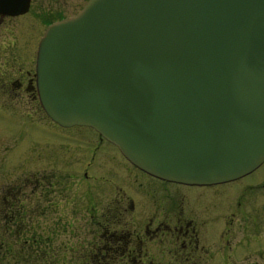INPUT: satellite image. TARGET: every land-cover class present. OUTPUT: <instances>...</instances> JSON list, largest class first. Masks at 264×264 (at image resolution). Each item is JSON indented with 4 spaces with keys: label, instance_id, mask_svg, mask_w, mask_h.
<instances>
[{
    "label": "water",
    "instance_id": "1",
    "mask_svg": "<svg viewBox=\"0 0 264 264\" xmlns=\"http://www.w3.org/2000/svg\"><path fill=\"white\" fill-rule=\"evenodd\" d=\"M35 81L53 121L156 177L217 183L264 162V0H87L46 26Z\"/></svg>",
    "mask_w": 264,
    "mask_h": 264
},
{
    "label": "rangeland",
    "instance_id": "2",
    "mask_svg": "<svg viewBox=\"0 0 264 264\" xmlns=\"http://www.w3.org/2000/svg\"><path fill=\"white\" fill-rule=\"evenodd\" d=\"M80 3L81 0H77L74 6ZM72 9L75 8L69 10ZM26 29L24 27L18 31L15 27L12 29L14 34L10 33L0 40V81L3 83L7 84L9 78L19 71L25 73L29 69L31 75L35 69L39 36L26 39L22 34ZM7 87L0 84V264L22 260L18 255L10 257V244L18 248V242L13 241L15 237L11 239L13 235L10 234V229L14 228L13 221L23 230L42 232L56 249H75L74 255L65 251L67 255L61 258L69 263H78L83 257L81 253L92 244L96 229L101 226H96L94 222L103 217L114 218L110 215H93L92 206L100 209L111 205L117 196V187L128 191L135 171L129 167L118 168L119 163L109 167L114 160V152L111 151L100 153L94 161L95 170L88 171L89 174L100 173L97 179L110 178L108 183L102 180L94 183L86 181L80 174H71L81 172L79 165H85V162H81L84 152L80 149L88 145L87 139L90 141L95 136L91 127L59 125L45 114L30 93V99H20L17 97L18 91H14L15 87ZM108 155L111 157L105 159ZM101 174L105 178H101ZM243 178L204 188L207 191L204 194L216 198L209 207L210 213L218 217L214 228L220 224L221 227L225 223L231 224L233 215L230 212L236 198L241 201L238 209L243 210L244 214L254 213V208L263 214L260 226L248 223L244 230L238 229L236 239L240 241V256H264V163ZM94 190L98 191L93 193ZM15 205L27 209L23 220H16L21 216L18 211H13ZM119 218L129 223L124 227H133V222L128 220L129 214ZM257 260L259 264H264V258L258 257Z\"/></svg>",
    "mask_w": 264,
    "mask_h": 264
},
{
    "label": "flooded vegetation",
    "instance_id": "3",
    "mask_svg": "<svg viewBox=\"0 0 264 264\" xmlns=\"http://www.w3.org/2000/svg\"><path fill=\"white\" fill-rule=\"evenodd\" d=\"M86 1L81 0L78 6H74L77 0H0V40L7 38L10 33L14 34L12 29L15 27L18 31L27 27L28 30L22 33L26 39L36 35L40 38L49 23L75 14ZM22 4H25V10L12 12ZM72 7L75 9L70 11ZM7 8L10 12L6 11ZM39 25L42 26L37 27ZM28 70L13 75L7 84L3 81H0V84L5 88L9 85L15 87L14 91H18L17 97L20 99L29 98L30 93L31 98L39 103L35 69L31 71V75ZM91 129L95 136L90 138V141L87 139L88 145L80 149L84 152L81 162H85V165H79L81 172L71 174H80L86 181H95L94 183H97L96 180L108 183L110 178L97 179L100 173L89 174L88 171L95 170L94 161L100 153L107 154L111 151L114 152V160L109 167L119 163L118 168L129 167L131 171H135L128 191L121 186L117 187V196L111 205L100 209L92 206L93 215L122 217L129 214L128 220L133 222L132 228L125 227V233L122 231L125 228L114 227L110 233L111 238L103 243V247L111 248L110 241H117V248L112 252L114 254L94 256L93 259L106 264H259L258 257L264 258L259 254L240 256V241L236 239L238 229L244 230L248 223L260 226L263 214L256 208L254 213L244 214L243 210L238 209L241 201L236 198L230 212L233 215L231 224L225 223V227L220 224L217 225L218 228H214L218 217L210 213L209 207L216 198L204 194L207 193L204 188L235 182L244 179V176L209 184H189L162 179L131 163L114 143ZM110 157L108 155L104 158ZM100 177L105 178L103 174ZM50 182L52 183L51 180ZM96 191L98 190L93 193Z\"/></svg>",
    "mask_w": 264,
    "mask_h": 264
},
{
    "label": "trees",
    "instance_id": "4",
    "mask_svg": "<svg viewBox=\"0 0 264 264\" xmlns=\"http://www.w3.org/2000/svg\"><path fill=\"white\" fill-rule=\"evenodd\" d=\"M19 207H17V205H15V207L13 208L10 206V208L15 209L13 211H18V215L21 216L17 218L15 216L13 220H15V218L16 220H23L24 218V211L26 213L27 209H25V206L23 208ZM110 216L114 218L106 219L103 217L99 221L94 222L96 226L99 227L100 224L101 226L96 229V235L94 237V241L91 242L92 244L85 252L81 253L83 257L81 258V261H78V263L74 261H71V263H69V261L66 262V260L61 258V256L67 255L65 251H67L68 253L70 252V254L74 255V252H76L75 249H56L54 245L48 243L49 238L44 237L42 232L38 233L35 231H30L28 229L23 230V227L16 226V223L13 221L12 227L14 228H12V230L10 229V234L13 235L11 239L15 237V240L13 241L18 242V248H14L13 245L10 244V257H12V255H18L17 257H22V260H16V263L11 261L10 264H106L102 261H96V259H93V257L114 254L112 252L117 248L118 242L115 240H111V248L103 247V243L111 238L110 233L114 227L117 229H123L127 227H124L126 223L119 219L118 216ZM105 228L107 229L104 231ZM109 228L110 230H108ZM126 230V228L123 229V233H125ZM43 244H45V246H43ZM29 259H31L32 261H30Z\"/></svg>",
    "mask_w": 264,
    "mask_h": 264
}]
</instances>
